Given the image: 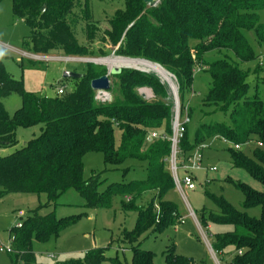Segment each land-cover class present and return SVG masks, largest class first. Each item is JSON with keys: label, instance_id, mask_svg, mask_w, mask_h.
Listing matches in <instances>:
<instances>
[{"label": "trees", "instance_id": "trees-1", "mask_svg": "<svg viewBox=\"0 0 264 264\" xmlns=\"http://www.w3.org/2000/svg\"><path fill=\"white\" fill-rule=\"evenodd\" d=\"M123 3V8L108 18L106 28L93 22L89 0H11V9L13 16L28 27L29 33L21 42H30L34 53L61 50L67 57H90L92 52L80 43L78 34L84 31L85 41L93 42L102 33V40L116 47L117 56L146 60L173 74L183 109L186 95L194 93V68L197 64L204 67L209 87L195 107L197 115L193 106L185 109L189 120L178 142L179 157H187L213 138H225L241 146L252 141L261 143L251 156L234 148L228 153L232 167L245 171L263 189L227 177L226 181L243 195L240 209L221 190L206 188L204 195L214 208H203L197 220L203 227L208 222L231 227L215 233L210 243L215 253L231 256L224 264H264V100L257 93L250 95L247 80L263 64L259 61L254 68L242 67L258 59L255 46L264 48V0H159L156 6L144 0ZM248 32H252L255 46L249 42ZM208 52L218 57L205 62L204 54ZM100 54L104 52L100 50ZM106 73L102 66L86 64L80 78H71L76 84L70 91L41 96L14 79L0 56V148L17 144L18 128L40 125L36 137L9 155L0 156V197L10 193L45 194L46 202L39 208H51L45 215L34 210L21 228L11 230V264H39L32 240L45 243L57 238L85 215L56 218L52 209L69 189H75L89 209L109 208L115 195L129 197L127 202L121 201V207L137 214L133 227L122 232V242L131 250L130 264H153V253L140 248V238L149 231L162 232L180 218L176 204L166 198L175 189L168 164L170 141H146L152 130L166 137L172 133V110L164 87L152 75L119 69L111 74L112 100L102 102L95 98L90 82ZM261 82L264 84V79ZM142 86L151 88L153 100L138 93ZM12 93L18 94L21 102L9 115L1 100ZM90 151L102 152L104 164L111 168L136 161L122 167L124 174L146 163V176L109 184L99 191L100 173L83 179L82 157ZM146 191L154 193L151 201L137 207L134 200ZM254 208H258L257 216L248 212ZM106 249H92L83 258L58 264H102L107 259ZM164 261L194 264L192 258L174 253L173 247L164 253ZM111 262L121 264L116 259Z\"/></svg>", "mask_w": 264, "mask_h": 264}, {"label": "rangeland", "instance_id": "rangeland-1", "mask_svg": "<svg viewBox=\"0 0 264 264\" xmlns=\"http://www.w3.org/2000/svg\"><path fill=\"white\" fill-rule=\"evenodd\" d=\"M123 0H89V11L93 22L101 28H106L107 20L111 17L116 9H122ZM29 33L28 27L12 14L11 0H0V56L6 71L17 80L22 81L23 87L31 92L41 96L56 95L57 89L64 85L65 91L71 90L76 84L71 78H64L63 72L71 71L83 73L86 64H94L106 68L107 73L114 67L108 68L103 63H94L92 59L120 57L114 51L108 41L102 40L101 34L93 42L85 41L84 31H80L78 39L92 52L90 57H67L61 50H52L46 54H36L33 52L30 42H21L26 39ZM247 38L255 46L252 32L247 33ZM100 50L104 54H100ZM258 59L249 63L242 64L243 68H254L256 63L262 61L261 70L258 73H250L247 80L250 85V95L257 93L264 100V48L259 49L255 46ZM25 52V53H23ZM218 55L215 52L204 54V61L209 62L216 59ZM124 58V57H123ZM129 59V58H128ZM131 60H140L133 59ZM146 61V60H144ZM149 62V61H146ZM152 63V62H149ZM155 64V63H152ZM158 65V64H156ZM159 66V65H158ZM161 67V66H160ZM119 69L138 70L156 77L164 87L167 94L168 104L171 106L172 115L170 118V127L172 129L174 109V96L179 104V113L182 115L187 106H193L196 112L199 99L206 93L209 87V76L202 70V66L197 64L194 68V93L186 95V106L181 108L178 98V83L173 74L172 83L175 87V93H172L167 84L154 72L142 71L132 67H118ZM162 68V67H161ZM163 69V68H162ZM110 85L112 76L108 75ZM138 93L146 100L154 99V94L150 87L142 86L137 89ZM110 99L112 94L107 91ZM97 92L95 93V98ZM188 101V102H187ZM4 108L9 115L20 106V97L12 93L1 100ZM201 118L202 116L199 115ZM221 118V116H220ZM211 118L206 117L205 120ZM217 119H219L217 117ZM196 124H192L194 128ZM40 125L31 128H18L16 130L17 144L14 147L0 148V156H6L15 149L20 148L25 142L36 137L40 133ZM116 140L119 139L118 132L115 134ZM202 151L203 168L193 171L195 176V189L187 190L183 188L181 193L176 187L170 191L166 198L176 204L177 211L183 222H177L169 226L162 232H147L140 238L139 246L143 250H149L153 253V264H165L164 253L169 247H173L174 253L190 257L194 264H224L230 260L231 256L221 253L214 254L210 251L209 245L213 240L215 233L225 232L231 229L227 225H219L208 222L207 227L200 226L192 216H189V208L193 210L195 216L203 208L213 209V204L204 195V189L211 191L221 190L226 199L236 208L240 209L243 195L240 191L230 185L226 178L241 181L254 189L262 190L263 186L254 180L245 171L233 168L230 163L229 149H233V144L224 141L221 138H213L206 143ZM259 148L254 141L248 142L241 147V151L251 156L253 150ZM181 158L179 159V161ZM83 179L87 180L94 174L100 173L99 191H103L107 185L116 183H127L133 180H141L146 176V163H140L133 168V171L127 174L123 173L122 167L127 164H135L136 161L129 160L120 168H111L103 162V153L99 151H90L83 155ZM178 165V164H177ZM210 166H215L216 170H209ZM179 167V165H178ZM111 168V169H107ZM177 175L181 179L183 170L177 169ZM221 188V189H220ZM152 191H146L134 200L137 207H145L153 197ZM128 196L115 195L112 198L109 208L89 209L84 206V200L75 189H69L63 193L57 200L54 209L56 218L73 216L85 213L77 223L65 228L57 238H50L45 243H40L35 239L32 240V249L35 254L36 262L39 264H58L61 261L74 258H83L86 252L96 248H107L105 255L107 259L102 264H112L111 260H118L121 264H130L131 250L125 242H122V232L130 230L136 220V212L133 210H124L121 207V201H126ZM46 202L45 194L34 193H10L0 197V247L10 245L11 230L16 228L18 221H24L28 216L33 215L34 210L39 215H45L51 208L40 207ZM158 210V207H155ZM249 214L257 216L258 208L248 211ZM232 250V248H228ZM52 255L53 257H49ZM9 254L0 251V264H11L8 258Z\"/></svg>", "mask_w": 264, "mask_h": 264}, {"label": "built area", "instance_id": "built-area-1", "mask_svg": "<svg viewBox=\"0 0 264 264\" xmlns=\"http://www.w3.org/2000/svg\"><path fill=\"white\" fill-rule=\"evenodd\" d=\"M156 1L157 2L154 4V6H156L157 3L159 2V0H156ZM64 92H65V86L64 85L60 86L56 91V93L58 95H60ZM173 98H174L175 114L173 116V121H172V133H171V135L166 137L164 134H160L158 131L152 130V131L148 132V134L146 136V141L151 142L157 138H166L170 141V154L168 157L169 170L171 172L175 187L181 193H183V188H185L187 190L195 189V182H194L195 176L193 174V171H196V170L203 168L202 151H203V149H205L207 147V145L204 143L199 145L187 157H185L183 159L181 158V160L179 161L180 157H179L178 142H179V139H180L181 134L183 132V125L185 123H187L189 119L186 115V110L182 115H180L179 104H178L177 98H176V96H174ZM96 99L99 101H102V102L111 101L107 91H97ZM221 139H223L224 141H227L225 138H221ZM257 144H258V146H261V143H257ZM241 147H242L241 145L233 144V148L235 150H239V149H241ZM177 164L179 165V167ZM178 168H181L183 170V176L181 179L177 175V169ZM209 170L215 171L216 167L211 166V167H209ZM128 200H129V197H126V201H128ZM188 215L192 216L195 219V221L197 222V224H199L197 217L195 216L193 210L190 208H189ZM178 221L182 223L183 218L180 217L178 219ZM22 223H23L22 221H18L16 224V228H21ZM0 251H4L8 254L13 253L11 245H9L8 247L1 246ZM211 252H213V254H214V251L211 250ZM49 257L52 258L53 256L49 255Z\"/></svg>", "mask_w": 264, "mask_h": 264}, {"label": "bare ground", "instance_id": "bare-ground-1", "mask_svg": "<svg viewBox=\"0 0 264 264\" xmlns=\"http://www.w3.org/2000/svg\"><path fill=\"white\" fill-rule=\"evenodd\" d=\"M94 63H103L108 66V68L112 67H132L137 68L142 71L154 72L162 82L168 85L172 93H175V87L172 83V76L167 73L164 69L156 64H152L146 62L144 60H131L130 58L123 57H110V58H101V59H92Z\"/></svg>", "mask_w": 264, "mask_h": 264}, {"label": "water", "instance_id": "water-1", "mask_svg": "<svg viewBox=\"0 0 264 264\" xmlns=\"http://www.w3.org/2000/svg\"><path fill=\"white\" fill-rule=\"evenodd\" d=\"M144 2L146 4H148L149 6H154V4L157 2L156 0H144ZM42 10H44V8H42ZM119 71L118 67H114L112 68L108 73H106L105 75H102L96 79H93L90 82V86L91 89L95 92L97 91H109L110 89V80L108 75L110 74H115ZM63 77L64 78H80L81 74L79 73H75V72H71V71H65L63 72Z\"/></svg>", "mask_w": 264, "mask_h": 264}, {"label": "crops", "instance_id": "crops-1", "mask_svg": "<svg viewBox=\"0 0 264 264\" xmlns=\"http://www.w3.org/2000/svg\"><path fill=\"white\" fill-rule=\"evenodd\" d=\"M23 53H25V52H23ZM210 167H211V166H210ZM196 223H197V222H196ZM198 225H199V224H198ZM199 226H200V225H199ZM209 248H210V251H211L212 249H211L210 245H209ZM212 251H213V250H212ZM212 253H213V252H212ZM8 258H9V257H8ZM9 261H10V260H9ZM10 263H11V262H10Z\"/></svg>", "mask_w": 264, "mask_h": 264}]
</instances>
